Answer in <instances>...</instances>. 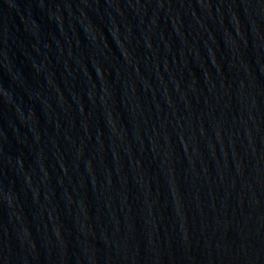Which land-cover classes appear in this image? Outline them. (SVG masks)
I'll use <instances>...</instances> for the list:
<instances>
[{"label":"water","instance_id":"water-1","mask_svg":"<svg viewBox=\"0 0 264 264\" xmlns=\"http://www.w3.org/2000/svg\"><path fill=\"white\" fill-rule=\"evenodd\" d=\"M0 264H264V0H0Z\"/></svg>","mask_w":264,"mask_h":264}]
</instances>
